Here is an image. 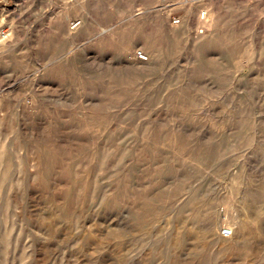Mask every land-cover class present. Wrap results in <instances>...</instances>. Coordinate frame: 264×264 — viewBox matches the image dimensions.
<instances>
[{"label": "rangeland", "instance_id": "obj_1", "mask_svg": "<svg viewBox=\"0 0 264 264\" xmlns=\"http://www.w3.org/2000/svg\"><path fill=\"white\" fill-rule=\"evenodd\" d=\"M263 231L264 0H0V264H264Z\"/></svg>", "mask_w": 264, "mask_h": 264}, {"label": "bare ground", "instance_id": "obj_2", "mask_svg": "<svg viewBox=\"0 0 264 264\" xmlns=\"http://www.w3.org/2000/svg\"><path fill=\"white\" fill-rule=\"evenodd\" d=\"M207 13H208V11L205 10V11H202L200 13L198 19L195 18V17H193V16L189 19V26H191L192 28H195V27L198 28L197 29V33H196L197 38H204L206 36V33L208 32L207 30L202 29L200 27V25L203 23L202 21L206 20ZM174 27L175 26L169 24L167 21L156 22V25H154L151 28L152 29V32H150V33L147 32V34L145 36H150V37L153 38V40L154 39L158 40L157 38H159V37H164V38H167L168 40H170V39H172L174 37H177V34H178V32L175 30ZM137 36H139V38H144V35L141 34V33H138ZM135 55H137V52H135ZM144 56H145L144 59L146 61L150 59L149 56L146 53H144ZM196 60H198V59L196 58ZM199 61H200V59H199ZM197 65H199V63ZM194 74H195V71L192 72L191 75L193 76ZM199 74H204V73L200 72ZM182 98H183V100L194 101V99H193L194 97L191 94V84H189V86L186 87V89L183 90V96H182ZM46 157L49 158L48 160H46V164L47 165L48 164H51V161H50V157L49 156L44 155L43 152H40V151L38 152V155H37V158H36V163L34 165V169L36 168V170H38V172L39 171H42L43 169L46 170V171L49 170V167H47L46 165H44V163H45L44 160H45ZM95 157H96V155H95ZM65 172H67V171H65ZM58 194H61V193H58ZM64 202H66V201H64ZM64 202H62V203H64ZM249 217L248 216H245V219H243V217H242V220H240L241 218H239V215H235L234 216L235 220H238L241 223V225L239 226L240 229L238 230L236 227H233L232 226L233 223H231L232 225L230 224L227 228H225V229L231 230V235H229V236H225L224 233H222V234H220V235L217 236V234L215 232H216V229L218 227V222L215 221V217H211L210 229L212 230V232L209 233L208 238H210L209 240L213 243V245L215 246V248H216L217 251H219L220 253H223L224 255H227V254H232L233 255V254H235V256H237V255H239L241 253L240 251L246 245V237L248 236V231L246 229V224L245 223L247 222V220H248ZM263 233H264V231H263ZM206 240H207L206 238H202V241L204 243L206 242ZM173 241H175V240H173Z\"/></svg>", "mask_w": 264, "mask_h": 264}, {"label": "built area", "instance_id": "obj_3", "mask_svg": "<svg viewBox=\"0 0 264 264\" xmlns=\"http://www.w3.org/2000/svg\"><path fill=\"white\" fill-rule=\"evenodd\" d=\"M2 35H5L6 36V30H2ZM139 59L141 60H145V56H144V53L142 51H137V55H136ZM224 235L225 236H229L231 235V230H228V229H224L223 231Z\"/></svg>", "mask_w": 264, "mask_h": 264}]
</instances>
